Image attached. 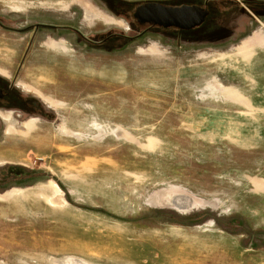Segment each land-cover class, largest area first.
<instances>
[{"label": "rangeland", "instance_id": "374dc122", "mask_svg": "<svg viewBox=\"0 0 264 264\" xmlns=\"http://www.w3.org/2000/svg\"><path fill=\"white\" fill-rule=\"evenodd\" d=\"M109 1L0 0L1 19L49 13L86 38L0 26V73L54 113L0 145V166L35 174L0 191V264H264L261 8L234 0L249 15L201 41L102 46L145 0Z\"/></svg>", "mask_w": 264, "mask_h": 264}, {"label": "flooded vegetation", "instance_id": "af4514ba", "mask_svg": "<svg viewBox=\"0 0 264 264\" xmlns=\"http://www.w3.org/2000/svg\"><path fill=\"white\" fill-rule=\"evenodd\" d=\"M227 0H145L135 3L134 7L127 12L126 15H123L125 18L131 20L129 25V33L122 32H109L100 35V40L94 41L97 44L103 46V44L109 41L113 37H119L118 39L125 38L126 41H132L135 39H141L143 36L152 33L157 35H172L181 40L183 37H194L198 41H201V36L204 34H213L215 32L210 26H220L224 25V22H228V26L231 25L232 19H229V15L233 16L234 14H246L244 9H240L239 5H234V0H228L230 4L226 3ZM110 1L105 0V3L108 4ZM245 4L252 5L253 7H260L261 11L256 13L254 17L258 16L261 19H264V0H244ZM149 3H159L165 6L180 7V6H193L197 7V12H207L205 20L200 24L196 25L193 28L187 29L180 26H165L162 24H153L151 22H140L137 17H135L136 9L143 5ZM111 8V6H108ZM112 9V8H111ZM119 10V9H118ZM126 11V10H125ZM124 11V12H125ZM117 12V11H116ZM118 13V12H117ZM252 14V13H251ZM247 16L249 14H246ZM43 19L37 21H28L22 19L20 23L15 22L13 19H1L0 17V26L9 31H16L24 35L30 33L32 43L37 40L36 38L42 36V44H48L49 42H68V35L74 33L78 34L81 39H86L84 34L81 33L78 29H75L74 26L66 20L63 21L61 16H53L49 13L41 16ZM257 18V17H256ZM261 22V20L259 19ZM206 25V26H205ZM227 29L224 26L223 30L220 33L224 32ZM231 32L232 29L228 28ZM219 33V32H217ZM48 34L59 35L58 38H53ZM234 34L231 33V36ZM91 41L90 39H88ZM103 49H105L103 47ZM111 49V48H109ZM68 65V64H66ZM65 65V66H66ZM54 116L52 111L46 109L42 101L32 93L27 92L23 86L22 82L18 80L17 77H10L0 73V145L6 143V145H13L17 143H22L18 141L20 139L12 137L13 132H24L25 128H32V125L29 126L35 117L39 119L50 120ZM10 135V136H9ZM35 176L34 172H30L28 169L17 166L15 164L1 165L0 166V189H5L9 185L16 181H22L24 179H30Z\"/></svg>", "mask_w": 264, "mask_h": 264}, {"label": "water", "instance_id": "95a60500", "mask_svg": "<svg viewBox=\"0 0 264 264\" xmlns=\"http://www.w3.org/2000/svg\"><path fill=\"white\" fill-rule=\"evenodd\" d=\"M197 7L165 6L159 3H149L139 6L135 11V17L140 22H151L153 24H162L165 26H180L182 28H193L200 25L204 20L207 12H197Z\"/></svg>", "mask_w": 264, "mask_h": 264}, {"label": "bare ground", "instance_id": "6f19581e", "mask_svg": "<svg viewBox=\"0 0 264 264\" xmlns=\"http://www.w3.org/2000/svg\"><path fill=\"white\" fill-rule=\"evenodd\" d=\"M50 183H51V182H50ZM178 199H179V198H178ZM181 199H182V198H181ZM174 202H175V201H174ZM176 202H177V201H176ZM181 202H182V201H180V202L177 204L178 207H181V208H183V209H184V208L186 209V208H189V207H190V205L187 206V205H185L186 203H185V204H182ZM179 209H180V208H179ZM183 209H182V210H183Z\"/></svg>", "mask_w": 264, "mask_h": 264}, {"label": "trees", "instance_id": "16d2710c", "mask_svg": "<svg viewBox=\"0 0 264 264\" xmlns=\"http://www.w3.org/2000/svg\"><path fill=\"white\" fill-rule=\"evenodd\" d=\"M2 190H4V189H0V191H2ZM167 212H170V211H167ZM178 214H181V213H178Z\"/></svg>", "mask_w": 264, "mask_h": 264}]
</instances>
